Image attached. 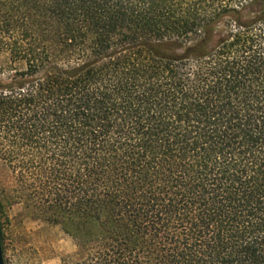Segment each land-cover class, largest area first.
I'll list each match as a JSON object with an SVG mask.
<instances>
[{
    "label": "trees",
    "instance_id": "trees-1",
    "mask_svg": "<svg viewBox=\"0 0 264 264\" xmlns=\"http://www.w3.org/2000/svg\"><path fill=\"white\" fill-rule=\"evenodd\" d=\"M0 167L61 264H264V0H0Z\"/></svg>",
    "mask_w": 264,
    "mask_h": 264
},
{
    "label": "rangeland",
    "instance_id": "rangeland-1",
    "mask_svg": "<svg viewBox=\"0 0 264 264\" xmlns=\"http://www.w3.org/2000/svg\"><path fill=\"white\" fill-rule=\"evenodd\" d=\"M7 56L0 54V70H7ZM13 179L0 167V241L5 264H61L74 259L75 246L57 228L32 219L12 201Z\"/></svg>",
    "mask_w": 264,
    "mask_h": 264
},
{
    "label": "water",
    "instance_id": "water-1",
    "mask_svg": "<svg viewBox=\"0 0 264 264\" xmlns=\"http://www.w3.org/2000/svg\"><path fill=\"white\" fill-rule=\"evenodd\" d=\"M0 264H5L3 260L2 249H1V241H0Z\"/></svg>",
    "mask_w": 264,
    "mask_h": 264
}]
</instances>
